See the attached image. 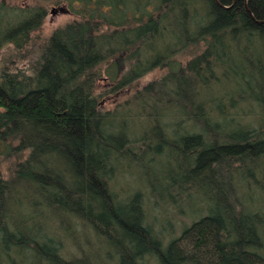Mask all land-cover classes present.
<instances>
[{
	"label": "trees",
	"instance_id": "obj_1",
	"mask_svg": "<svg viewBox=\"0 0 264 264\" xmlns=\"http://www.w3.org/2000/svg\"><path fill=\"white\" fill-rule=\"evenodd\" d=\"M31 2L0 0V264H264V0ZM52 7L76 20L36 45Z\"/></svg>",
	"mask_w": 264,
	"mask_h": 264
},
{
	"label": "rangeland",
	"instance_id": "obj_2",
	"mask_svg": "<svg viewBox=\"0 0 264 264\" xmlns=\"http://www.w3.org/2000/svg\"><path fill=\"white\" fill-rule=\"evenodd\" d=\"M4 1L9 3L10 5H17V4L29 5L32 3L31 0H4ZM75 20H76V17H74L73 15L66 12L64 8L52 7L48 11L47 15L44 17L39 30L34 32L31 35V39H32L34 44L38 45L44 39L48 38L54 30L61 28V27L65 26L66 24H69L70 22L75 21ZM7 52H8L7 48L3 49L0 52V60L2 59V57H4V55ZM6 55H8V53ZM186 58H187L186 56L185 57L183 56L182 58L177 57V60L179 59L180 62L182 64H184V61H185L184 59H186ZM164 72H165V70H163V69L153 70L152 72L147 73L146 75H144L140 79L135 80L132 83H130L129 85L125 86L122 90H120V92H117L116 94L109 95L108 97L101 99L99 101V104H98L99 110L101 112L113 111L116 107H119L125 101H127L129 98H131L132 95H134L138 91H141V89L144 86H146L148 83L159 79V77ZM120 76H121V73H119L117 75V79L120 78ZM110 86H111V84L106 80V78L101 77V79H99L97 81V86L95 88V92L100 93L103 90L109 89ZM122 166H123V168L126 167L125 165H122ZM126 168L127 169H124V172L120 176H118L116 183L114 181V183L111 185V188H112L111 190H113L119 197L123 196V193L121 192V189H120L121 187H123V186L126 187L125 189L127 190V192L130 193L133 190H136V188L138 186L136 179L133 180V176L135 177L137 174V169L135 167H133L132 165H128V167H126ZM9 169H11L9 162L2 160L0 158V177L6 178L8 175ZM197 202H198L197 198L193 197L190 201V204L192 206H196ZM152 217L157 219L156 221L157 222L159 221V223H161L160 220H163V223H164L166 218L169 219L172 226L169 225V227H167V225L164 223L163 224V227H164L163 231L170 229L169 231L174 232V231H177V229H179L180 225H178L177 223L174 222V219H172V215H171V212L169 210L164 211V209H161L158 206H154V207L150 206L149 214H148V220L149 221L152 220L153 219ZM181 219H183V218H181ZM36 223L40 224V226L43 230V223L41 221H38V222L36 221ZM155 226H156V224H154V227ZM74 231L76 232L75 235H78L82 232V228H80V226L75 227ZM166 234H164L165 235V237H163L164 240L168 238L166 236ZM170 234L171 233H168V235H170ZM78 236H79V238H78L79 243L81 244V246H84L83 245V244H85L84 240L87 239L86 235L82 232ZM61 241L64 242L63 243V251H65L66 253H69V254L72 253V254L78 255V254H76L75 249L70 247L67 243H65V241H63V240H61ZM88 242L90 243L89 237H88Z\"/></svg>",
	"mask_w": 264,
	"mask_h": 264
}]
</instances>
